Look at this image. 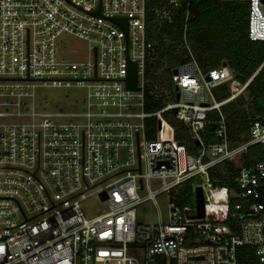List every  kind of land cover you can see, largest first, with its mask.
<instances>
[{"label":"built area","instance_id":"1","mask_svg":"<svg viewBox=\"0 0 264 264\" xmlns=\"http://www.w3.org/2000/svg\"><path fill=\"white\" fill-rule=\"evenodd\" d=\"M198 1L0 0V264H241L242 247L254 259L248 264H264V121H251L249 141L233 146L221 111L256 73L242 83L227 66L199 65L187 25L177 35L174 27ZM247 1L248 37L264 41V0ZM159 35L189 58L163 83L146 76L164 54ZM130 63L138 89L127 86ZM149 82L166 102L155 111L146 110ZM223 85L230 96L218 101ZM51 86L81 89L82 110L41 108L36 91ZM213 110L219 141L205 145ZM168 111L188 126L197 155L175 138ZM148 119L156 120L154 139ZM255 143L262 159L238 166L234 193L211 181L210 168ZM195 176L210 203L240 199L236 230L188 218L175 195ZM163 193L168 222L140 221L138 206ZM95 198L105 206L87 210Z\"/></svg>","mask_w":264,"mask_h":264},{"label":"trees","instance_id":"2","mask_svg":"<svg viewBox=\"0 0 264 264\" xmlns=\"http://www.w3.org/2000/svg\"><path fill=\"white\" fill-rule=\"evenodd\" d=\"M184 25H187L189 39L195 49V59L206 70L219 68L223 63L233 72L236 79L245 83L253 74L246 93L224 103L221 111L225 116L229 140L233 146L249 141L248 131L251 121L256 119L264 121V41H253L248 37V1L247 0H202L193 3L189 19L186 21L184 13L180 12L175 19V34H181ZM164 46V54H158L155 63L147 66L146 76L149 79L159 80L162 83L168 81L174 68L189 60L183 54L175 53L165 47L163 36H154ZM181 51V50H180ZM164 77L159 76L160 71ZM161 74V73H160ZM160 77V79H159ZM172 88L170 82H167ZM152 83L146 87V110L155 111L165 105L163 99H156L151 93ZM218 101L230 96V89L223 85L214 90ZM166 119L174 128L175 138L184 143L190 154L197 155L200 146L190 134L186 124L180 121L173 111L165 113ZM217 110L210 111L209 121L201 132V139L205 145L219 141L215 134V121L219 119ZM147 137H156V120L148 119L146 122ZM263 145L255 143L249 145L240 157L241 165L257 163L262 159ZM238 166L233 160H225L209 169L211 181L217 186H226L231 192L236 191L234 178ZM198 186H202L200 177L195 176L175 195L183 211L187 215L195 212V192ZM240 199L232 196L229 202L213 204L206 200V217L204 220L214 223L231 225L234 230L236 218L233 214L237 211L236 205ZM247 247L239 250L238 261L241 264L254 262L248 256Z\"/></svg>","mask_w":264,"mask_h":264},{"label":"rangeland","instance_id":"3","mask_svg":"<svg viewBox=\"0 0 264 264\" xmlns=\"http://www.w3.org/2000/svg\"><path fill=\"white\" fill-rule=\"evenodd\" d=\"M77 43L80 47L85 48L83 42L79 41ZM190 45L194 51V55H196L191 42ZM159 76L164 77V72L162 70L159 72ZM83 95V91L76 87H40L36 91V98L39 106L53 112H80L82 110ZM234 161L237 166L241 163L239 157H237ZM202 186L204 187V191L206 193V183L204 180H202ZM104 206L105 204L95 198L87 203L85 208L87 210L91 209L97 211L102 209ZM137 217L140 221L145 223H157L160 222V220L168 222L169 203L167 194H160L156 198V203L154 201H147L138 206Z\"/></svg>","mask_w":264,"mask_h":264},{"label":"water","instance_id":"4","mask_svg":"<svg viewBox=\"0 0 264 264\" xmlns=\"http://www.w3.org/2000/svg\"><path fill=\"white\" fill-rule=\"evenodd\" d=\"M116 21L120 22L119 19ZM125 28H127V23H125ZM223 66H227L226 63H223ZM177 70H174L176 73ZM127 86L129 88L138 89L137 83V68L135 63L129 64V72L127 78ZM176 112V109H174ZM102 198H105L104 194H102ZM195 214L188 216L190 219H204L206 217V199L205 194L202 186H198L195 192Z\"/></svg>","mask_w":264,"mask_h":264},{"label":"crops","instance_id":"5","mask_svg":"<svg viewBox=\"0 0 264 264\" xmlns=\"http://www.w3.org/2000/svg\"><path fill=\"white\" fill-rule=\"evenodd\" d=\"M245 93H246V91L242 95H244Z\"/></svg>","mask_w":264,"mask_h":264}]
</instances>
